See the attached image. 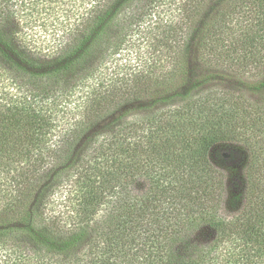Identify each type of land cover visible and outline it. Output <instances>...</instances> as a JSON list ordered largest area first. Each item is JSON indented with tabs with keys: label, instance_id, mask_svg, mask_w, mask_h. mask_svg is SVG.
I'll list each match as a JSON object with an SVG mask.
<instances>
[{
	"label": "trees",
	"instance_id": "trees-1",
	"mask_svg": "<svg viewBox=\"0 0 264 264\" xmlns=\"http://www.w3.org/2000/svg\"><path fill=\"white\" fill-rule=\"evenodd\" d=\"M218 247L264 264V0H0V264Z\"/></svg>",
	"mask_w": 264,
	"mask_h": 264
},
{
	"label": "rangeland",
	"instance_id": "rangeland-1",
	"mask_svg": "<svg viewBox=\"0 0 264 264\" xmlns=\"http://www.w3.org/2000/svg\"><path fill=\"white\" fill-rule=\"evenodd\" d=\"M38 38H39V40H41V39H44V34H39L38 36H37ZM132 40L133 41H136V38L135 37H133L132 38ZM137 44H138V41H137ZM143 47V45H141V48ZM134 49L135 50H137V47H134ZM140 51H141V49H139ZM143 50H144V47H143ZM224 86L222 85V86H220L219 88H223ZM225 87H227V88H229V89H234V84H227V85H225ZM245 97L247 98V99H253L254 97H253V95L251 96V95H245ZM242 162H243V160H242ZM239 163H241V161L239 162ZM242 166V165H241ZM239 167L240 168V170L242 169V167ZM242 172H243V170H242ZM57 211H58V209H57ZM221 252H226L223 248H221V247H218V248H215V249H213V251H212V257H213V259L212 260H210L209 261V264H226L227 262H226V257L225 256H223L224 254H222V256H220V253Z\"/></svg>",
	"mask_w": 264,
	"mask_h": 264
}]
</instances>
